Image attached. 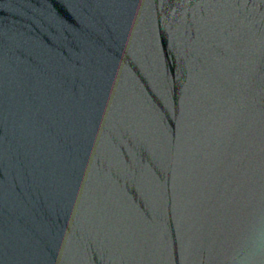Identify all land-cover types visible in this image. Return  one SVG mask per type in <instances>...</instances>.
I'll return each instance as SVG.
<instances>
[{
    "label": "water",
    "instance_id": "95a60500",
    "mask_svg": "<svg viewBox=\"0 0 264 264\" xmlns=\"http://www.w3.org/2000/svg\"><path fill=\"white\" fill-rule=\"evenodd\" d=\"M258 238L264 0H0V264H245Z\"/></svg>",
    "mask_w": 264,
    "mask_h": 264
},
{
    "label": "clouds",
    "instance_id": "9594fccd",
    "mask_svg": "<svg viewBox=\"0 0 264 264\" xmlns=\"http://www.w3.org/2000/svg\"><path fill=\"white\" fill-rule=\"evenodd\" d=\"M264 238H258L255 246L245 257V264H264Z\"/></svg>",
    "mask_w": 264,
    "mask_h": 264
}]
</instances>
